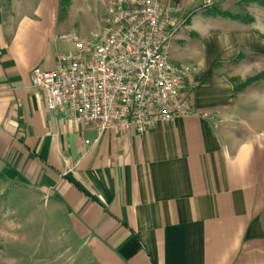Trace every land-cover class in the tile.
Listing matches in <instances>:
<instances>
[{
  "label": "crops",
  "instance_id": "crops-1",
  "mask_svg": "<svg viewBox=\"0 0 264 264\" xmlns=\"http://www.w3.org/2000/svg\"><path fill=\"white\" fill-rule=\"evenodd\" d=\"M98 1L0 0V173L62 211L86 264H264V79L232 81L264 72V4L163 0L193 111L138 133L50 110L31 84Z\"/></svg>",
  "mask_w": 264,
  "mask_h": 264
},
{
  "label": "built area",
  "instance_id": "built-area-1",
  "mask_svg": "<svg viewBox=\"0 0 264 264\" xmlns=\"http://www.w3.org/2000/svg\"><path fill=\"white\" fill-rule=\"evenodd\" d=\"M173 11L163 0H110L99 31L76 34L51 70L36 67L31 84L50 110L66 109L100 132L145 133L193 111V66L171 58Z\"/></svg>",
  "mask_w": 264,
  "mask_h": 264
},
{
  "label": "rangeland",
  "instance_id": "rangeland-1",
  "mask_svg": "<svg viewBox=\"0 0 264 264\" xmlns=\"http://www.w3.org/2000/svg\"><path fill=\"white\" fill-rule=\"evenodd\" d=\"M91 5L92 18L83 24L78 22L66 34L88 39L101 29L94 18L104 15L107 7L99 1ZM61 46L66 52L72 48L67 41ZM67 244L66 216L62 211L33 189L15 185L0 173V264H86L85 251L73 245L66 254Z\"/></svg>",
  "mask_w": 264,
  "mask_h": 264
},
{
  "label": "trees",
  "instance_id": "trees-1",
  "mask_svg": "<svg viewBox=\"0 0 264 264\" xmlns=\"http://www.w3.org/2000/svg\"><path fill=\"white\" fill-rule=\"evenodd\" d=\"M263 4H264V0H260ZM62 2V6L65 8H67L68 4L70 3V0H61ZM216 13L221 14V15H231L228 12L225 11H217ZM264 79V72L259 73L253 77H250L248 79H246L245 81H240L238 79H233V83H234V89L236 93H239L241 91H244L247 87H249L250 85L254 84L257 81H260Z\"/></svg>",
  "mask_w": 264,
  "mask_h": 264
}]
</instances>
